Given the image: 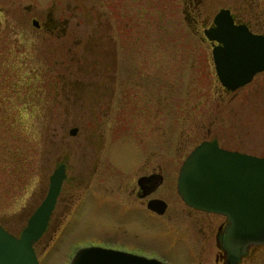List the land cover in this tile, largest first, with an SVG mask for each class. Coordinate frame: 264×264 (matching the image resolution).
<instances>
[{
	"label": "rangeland",
	"instance_id": "rangeland-1",
	"mask_svg": "<svg viewBox=\"0 0 264 264\" xmlns=\"http://www.w3.org/2000/svg\"><path fill=\"white\" fill-rule=\"evenodd\" d=\"M256 1L264 10V0ZM220 8H229L254 32L264 33V13L254 18L243 0H0V224L6 230L18 235L26 225L53 167L64 160L65 149L69 156L64 185L75 184V196L86 187L83 175L97 159L93 148L102 138L111 140L115 109H108V120L98 132L101 136H91L92 144L85 142L83 131L72 136L67 129L60 139L50 109L55 102L57 108L69 106L74 120L68 128L79 126L82 105L95 94L79 95L73 87L106 84L101 75L103 70H115V46L120 52L131 38H168L184 57L197 53L201 116L207 117L215 107L231 123L232 141L242 140L244 150L264 156V88L251 91L252 83L230 100L221 94L212 74L202 26ZM190 11L197 20L194 24L188 20ZM32 19L39 25L34 26ZM105 101H113L110 92L102 98ZM177 133L168 127V158L173 161L182 151L178 146L175 155L170 152L176 148L171 143ZM120 152L116 159L124 164L128 154ZM99 153L100 169L88 180V190L96 195H85L51 239L48 233L43 236L47 245L35 249L39 264H69L78 248L89 245L115 248L117 244L144 254L173 251L168 247L173 239L159 216L145 209L129 216L118 214L112 147Z\"/></svg>",
	"mask_w": 264,
	"mask_h": 264
},
{
	"label": "flooded vegetation",
	"instance_id": "flooded-vegetation-1",
	"mask_svg": "<svg viewBox=\"0 0 264 264\" xmlns=\"http://www.w3.org/2000/svg\"><path fill=\"white\" fill-rule=\"evenodd\" d=\"M243 2L246 12L253 14L254 18L264 13L256 0H243ZM229 11L234 23H244L254 32L248 22L239 20L233 11L230 9ZM190 12L188 20L194 24L197 20L192 15L193 12ZM211 24L212 20L208 25H203L202 33L203 29ZM260 34L264 35V33ZM202 40L207 41L210 46L209 63L212 74L217 77L212 48L218 42L209 40L205 36ZM196 44H194L195 49ZM187 55L184 57L179 46H171L168 38L150 36L131 38L125 46L120 47V52H117V46H115V70H103L101 75L106 84L92 88L86 85H79L77 89L73 87L79 95L91 92L95 94L94 99L88 101L85 107L84 105L80 107L79 126L73 125L68 128L74 120V118L71 119L69 106L64 104L61 108H57L56 102L51 106L50 119L54 123V130L59 129L62 133L61 136L59 134V138H64L67 129L68 134L72 136L83 131L87 144H92L90 137L98 133L100 125L108 120L105 117L108 109L114 108L115 116L111 140L104 141L102 138L93 148L97 159L85 171L83 177L87 180L86 187L82 188L78 196H75L77 189L75 184L70 183L65 186L68 177L66 159L67 155L69 156L66 149L63 155L64 160L53 167L52 172L63 164L65 177L50 212L47 226L33 244L34 250L38 244L47 245L48 242H42L43 236L48 233L47 238L51 239L85 195H96L94 190H88L90 185L88 180L91 174H95L100 169L99 152L103 153L106 146H111L114 155L112 169L115 186L113 188L118 214L129 216L136 210L145 209L159 216L164 230L173 239L168 244V247L173 249L170 253H137L117 244L115 249L156 258L162 264H264V245L261 244L248 245L245 251L239 253L233 261L230 250L224 245V237L229 225L228 217L219 212L193 207L187 204L178 193L177 178L181 165L187 155L202 142L215 143L218 148L229 152L264 157L244 150L242 140L232 141L231 123L227 118H221L219 112L215 111V107L210 108L207 117L201 116L199 58L197 53H191L190 58H187ZM258 77L260 79H257ZM217 80L221 94L228 96L231 100L233 95L252 83L251 91L256 92L264 88V70L255 73L247 83L235 89L225 87L218 77ZM63 87H68L69 90L72 88V86ZM109 92L113 101L102 102V98ZM86 110L88 113L84 112ZM57 122L59 127H56ZM168 127L178 130V138L171 143L176 148L170 151L175 155L178 152V146L182 147L178 155L179 159L177 157L178 161L168 158ZM73 129H75L74 134L71 133ZM98 135L101 136V132ZM65 146L67 144H64ZM119 152L120 154L127 152L126 163H120L116 159V154ZM49 176L43 196L32 213L47 192ZM150 200L162 201L163 211L158 213L148 208L147 204ZM177 241L181 242V245L176 246Z\"/></svg>",
	"mask_w": 264,
	"mask_h": 264
},
{
	"label": "water",
	"instance_id": "water-1",
	"mask_svg": "<svg viewBox=\"0 0 264 264\" xmlns=\"http://www.w3.org/2000/svg\"><path fill=\"white\" fill-rule=\"evenodd\" d=\"M32 24L38 26L37 19ZM212 48L219 81L229 89L247 83L264 70V35L234 23L228 8H220L212 24L203 29ZM75 129L71 131L74 134ZM65 177L63 164L49 176L47 192L16 236L0 224V264H39L34 242L44 232ZM177 190L189 205L219 212L229 219L224 245L233 261L248 245H264V157L222 150L208 141L184 159ZM163 202L150 200L151 210L161 213ZM69 264H162L156 258L102 246L77 249Z\"/></svg>",
	"mask_w": 264,
	"mask_h": 264
},
{
	"label": "trees",
	"instance_id": "trees-1",
	"mask_svg": "<svg viewBox=\"0 0 264 264\" xmlns=\"http://www.w3.org/2000/svg\"><path fill=\"white\" fill-rule=\"evenodd\" d=\"M35 108V107H34Z\"/></svg>",
	"mask_w": 264,
	"mask_h": 264
}]
</instances>
